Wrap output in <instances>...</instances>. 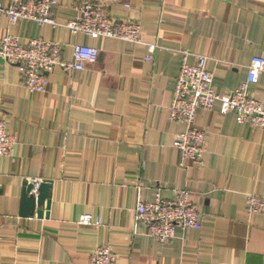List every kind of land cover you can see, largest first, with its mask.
<instances>
[{"label": "crops", "instance_id": "obj_1", "mask_svg": "<svg viewBox=\"0 0 264 264\" xmlns=\"http://www.w3.org/2000/svg\"><path fill=\"white\" fill-rule=\"evenodd\" d=\"M76 1L54 7L55 27L9 26L0 15V39L9 31L22 43L58 40L69 59L73 43L99 49L82 70L50 72L46 92H30L18 67L0 58V115L17 136L13 154L0 156V264H89L100 246L118 254L115 264H264V214L246 211L248 194L264 195V130L218 106L199 109L205 163L182 167L174 143L185 126L168 115L184 51L190 63L209 57L218 94L246 81L256 59L264 67V0H105L113 16L138 21L142 39L159 44L152 60L145 44L73 35L64 24ZM250 89L264 98V69ZM31 178L50 185L48 217L21 215ZM181 188L202 213L200 228H177L165 244L135 232L140 200ZM84 214L101 224L80 226Z\"/></svg>", "mask_w": 264, "mask_h": 264}, {"label": "built area", "instance_id": "obj_2", "mask_svg": "<svg viewBox=\"0 0 264 264\" xmlns=\"http://www.w3.org/2000/svg\"><path fill=\"white\" fill-rule=\"evenodd\" d=\"M59 3L60 0H10L8 6L0 3V15L7 16L9 26L24 19L55 27L60 23L53 16V9ZM74 8L76 16L64 24L73 35L117 38L130 45L145 44V59H153L159 44L142 39V26L138 21L116 18L105 0H77ZM67 45L45 38H30L27 43H22L18 36L6 31L0 39V58L18 67L23 83L30 92H46L47 76L55 68L66 72L82 70L95 63L99 56L98 48L76 42L71 44L72 57L66 58L64 51ZM183 54L168 115L170 120L185 126L177 134L174 143L180 153L179 165L203 166L207 133L196 127L198 110H213L218 106L222 114L235 113L240 124L264 130V98L256 96L250 89L264 67L256 59L249 66L246 81L229 93L218 94L214 88V73L207 67L209 57L199 54L190 63V52L186 50ZM8 121L6 115H0V156L12 155L17 144L16 134L8 130ZM29 181L34 184L31 192L38 195L43 180L31 178ZM246 211L249 215L264 214V195L248 194ZM78 223L80 226H97L101 221L95 220L91 214H84ZM201 224L202 213L198 205L191 201L190 192L185 188L175 190L171 198L157 194L153 201L140 200L135 208V232L153 237L162 244L175 239L177 228H200ZM117 261L118 254L110 246L97 247L89 256V264H115Z\"/></svg>", "mask_w": 264, "mask_h": 264}, {"label": "water", "instance_id": "obj_3", "mask_svg": "<svg viewBox=\"0 0 264 264\" xmlns=\"http://www.w3.org/2000/svg\"><path fill=\"white\" fill-rule=\"evenodd\" d=\"M34 184L30 182L29 180H26L25 182V188L22 195L21 200V215L23 216H30L35 213L37 210V213L40 217L43 215H46V217L49 216V209L51 207V202L49 199L50 196V185L48 184V181L45 180L41 182L39 187L38 195L33 194L32 188ZM46 205L47 211L46 213L43 212L41 208H37L40 206Z\"/></svg>", "mask_w": 264, "mask_h": 264}]
</instances>
